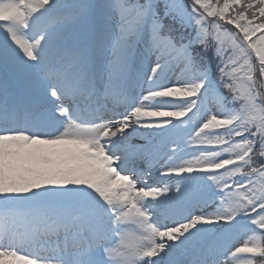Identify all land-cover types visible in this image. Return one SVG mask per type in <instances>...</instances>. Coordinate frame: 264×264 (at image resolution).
<instances>
[{"label":"rangeland","instance_id":"1","mask_svg":"<svg viewBox=\"0 0 264 264\" xmlns=\"http://www.w3.org/2000/svg\"><path fill=\"white\" fill-rule=\"evenodd\" d=\"M117 1L0 0V233L19 240L13 231L35 234L48 218L68 225L64 243L113 238L90 245L83 264H264V38L248 19L229 27L194 0H168L206 37L203 59L213 61L209 46L237 53L243 73L225 94L212 63L194 71L157 37L156 12ZM64 86L72 100L59 97ZM98 99L110 113L85 119ZM27 105L17 121L33 129L4 130ZM147 168L150 178L137 174ZM120 183L136 187L131 202L117 199ZM31 240L19 249L0 238V264H77L86 250L31 256Z\"/></svg>","mask_w":264,"mask_h":264},{"label":"trees","instance_id":"2","mask_svg":"<svg viewBox=\"0 0 264 264\" xmlns=\"http://www.w3.org/2000/svg\"><path fill=\"white\" fill-rule=\"evenodd\" d=\"M248 1L194 0L193 2L198 9L204 11L207 17L219 19L218 21L227 23L229 27H231L232 23L241 24L246 19L250 20L251 25L255 28V33H257V38H264V2L261 0H250L249 4ZM117 2L127 10L139 9L147 11L146 8L148 7L149 14L150 12L152 14L156 12L153 23L158 25V30H160L156 34L157 37L162 36L170 45L178 47V50L184 53L183 58L194 66H192L194 71H199L196 64L198 59L212 63L213 65H211L209 70L217 78L215 82L223 78V82L218 85L219 89L225 94H230L232 81L243 73V70H240L241 66L236 61L237 53L221 58L218 54L219 50L216 47L212 48L209 46V53L212 55L213 61L203 59L207 54V51L204 50L206 37L196 29L190 31L186 24L183 23L180 15L169 9L170 3L168 0H118ZM260 20L261 24L258 23ZM161 23L162 28L160 29ZM212 49H216V51ZM219 58L220 60H218ZM204 74L206 75V72ZM228 100L231 101L229 98ZM224 107L227 108V105ZM261 252L259 260L264 262V235L262 237Z\"/></svg>","mask_w":264,"mask_h":264},{"label":"bare ground","instance_id":"3","mask_svg":"<svg viewBox=\"0 0 264 264\" xmlns=\"http://www.w3.org/2000/svg\"><path fill=\"white\" fill-rule=\"evenodd\" d=\"M35 124V123H34ZM15 128H18V129H22V128H24V131H31V129H33V125H29V124H26V125H22V126H19V127H16V126H10L9 128H8V130H11V129H15ZM110 132L111 131H108L107 132V134H106V137L107 138H111V137H113V134H110ZM179 139V137L177 138H175V141H174V144L176 143V141ZM60 143L61 142H64L63 141V139H61L60 141H59ZM141 142V140L139 141V145H141V146H143V145H145L146 147H149L150 146V143H149V140H147V141H143L142 143H140ZM137 144V143H136ZM107 162H109V164H112V157H108L107 158ZM148 172H150V170L147 168L145 171H137V174H139L140 176H144V177H147V175H148ZM147 178H150V177H147ZM160 179L161 180H163V179H165L166 181H170L171 179H170V177L169 176H165V175H160ZM150 186V183H145V182H142V183H140V185L138 186V187H141V188H143V190H145L146 188H148ZM153 187V186H152ZM151 187V188H152ZM133 189H136V187L135 186H130V185H128L127 183H120L119 185H117V191L116 192H118V195H117V199L119 200V201H123V202H128V201H130L129 199H133L134 197H136V195L138 194V193H135L134 191H133ZM139 189V188H138ZM155 188H152L151 189V191L153 192V193H155L156 192V190H154ZM150 194H151V192H149ZM138 197V196H137ZM131 202V201H130ZM171 222H174L173 220H171V219H168V220H165V221H161V223L160 224H171ZM52 226H57L58 225V222L57 221H54V222H52V224H51ZM178 226V228H175L173 231H176V230H179L180 228L184 231L185 230V232L190 236V237H194V238H196L194 235H193V233L192 232H190L189 231V229H188V226L186 225V226H182L181 224H178L177 225ZM176 226V227H177ZM54 228H57V227H54ZM149 230H150V227H149ZM152 231V230H151ZM177 232V231H176ZM150 236L152 237L153 236V233L151 232L150 233ZM175 242H177V241H175ZM180 244H181V241L178 243V245H177V247L178 246H180ZM159 250H160V253H162V251L163 250H165V247H164V245H160V247H159ZM172 254L174 255L175 254V252L173 251L172 252ZM159 260H156L155 261V264H161V263H163V262H160ZM147 263H149V261H147ZM168 263H170V260H168Z\"/></svg>","mask_w":264,"mask_h":264}]
</instances>
